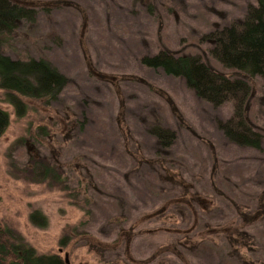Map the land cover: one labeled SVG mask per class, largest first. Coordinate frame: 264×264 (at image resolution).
Returning <instances> with one entry per match:
<instances>
[{"label": "rangeland", "instance_id": "1", "mask_svg": "<svg viewBox=\"0 0 264 264\" xmlns=\"http://www.w3.org/2000/svg\"><path fill=\"white\" fill-rule=\"evenodd\" d=\"M13 1L35 17L2 52L46 59L68 82L50 103L23 99L21 117L0 89L10 120L0 137V229L66 264H264V140L259 150L231 143L218 127L231 104L215 108L140 62L166 49L247 81L246 118L264 138V78L222 67L204 38L254 0ZM154 127L173 130V144L160 148ZM31 158L61 167L76 205L59 186L33 182ZM35 209L47 228L30 223Z\"/></svg>", "mask_w": 264, "mask_h": 264}, {"label": "trees", "instance_id": "2", "mask_svg": "<svg viewBox=\"0 0 264 264\" xmlns=\"http://www.w3.org/2000/svg\"><path fill=\"white\" fill-rule=\"evenodd\" d=\"M34 17L33 8L13 0H0V89L18 117L27 110L23 99L50 103L57 99L68 82V78L46 59L21 60L2 52V45L15 32L19 23L31 22ZM204 38L211 42L210 56L222 67L244 72L250 77L264 78V0L249 3L240 19L215 29ZM140 62L168 76L183 79L200 99L215 108L231 104V115L224 121H218L219 129L228 141L237 146L261 149L263 135L254 130L246 118V106L251 95L247 81L216 71L198 55L178 56L166 49L145 55ZM9 121L8 112L0 108V137L8 128ZM151 132L160 148L171 146L176 139L175 132L168 128L154 127ZM25 170L33 182L59 186L73 204H77L76 190L69 186L68 178L58 164L46 158H31ZM29 221L41 229L48 226L47 217L38 209L29 214ZM78 228L75 226L72 234L83 235ZM71 232L60 239L61 247L67 246L72 240ZM203 239L197 245L203 251H210L205 245L207 240ZM227 239L230 243L237 242L233 234H229ZM190 240L191 237H187L184 245ZM0 264H66V261L57 253H39L20 234L6 227L0 229Z\"/></svg>", "mask_w": 264, "mask_h": 264}]
</instances>
